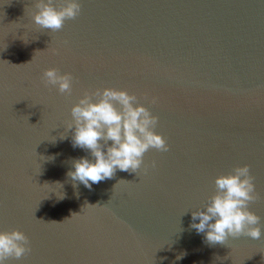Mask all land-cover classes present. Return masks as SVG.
<instances>
[{"label":"water","instance_id":"obj_1","mask_svg":"<svg viewBox=\"0 0 264 264\" xmlns=\"http://www.w3.org/2000/svg\"><path fill=\"white\" fill-rule=\"evenodd\" d=\"M79 2L52 33L34 23L35 0H0V231L32 248L5 264H264V0ZM46 68L72 74L71 94L45 86ZM104 87L136 93L170 147L89 189L67 176L94 157L66 124L85 89ZM243 164L261 238L209 245L191 213Z\"/></svg>","mask_w":264,"mask_h":264},{"label":"clouds","instance_id":"obj_2","mask_svg":"<svg viewBox=\"0 0 264 264\" xmlns=\"http://www.w3.org/2000/svg\"><path fill=\"white\" fill-rule=\"evenodd\" d=\"M34 7V23L52 33L61 30L66 20L76 19L81 12L79 0H63L58 7L52 0H35ZM41 79L45 86H54L59 93L72 92L71 73L46 68ZM137 100V94L127 89L104 87L84 90L78 102L71 107L72 119L67 122L66 129H74L73 147L88 151L94 159L90 160L87 156L74 159V171L67 173L72 181L91 189L93 184L111 179L117 169L137 174L149 149L169 151L166 138L155 131L159 118ZM151 102L155 103L156 98L153 97ZM147 167L144 165L145 171ZM151 167H156V161L151 162ZM214 185L216 192L208 198L204 208L192 211L190 227L197 233H203L209 245L225 244L229 237L241 235L259 240L262 235L260 217L249 209V205L261 196L256 190L250 166H234L227 174L217 175ZM89 205L101 204L85 202L83 208ZM75 214L78 213H72L71 217ZM197 219L199 222H196ZM31 251L29 237L20 229L0 231V264H5L10 258L19 260ZM183 255L181 253L176 259H181Z\"/></svg>","mask_w":264,"mask_h":264}]
</instances>
